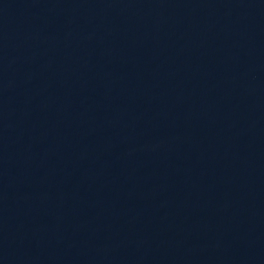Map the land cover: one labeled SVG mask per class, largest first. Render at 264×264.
I'll return each instance as SVG.
<instances>
[{"label":"water","instance_id":"95a60500","mask_svg":"<svg viewBox=\"0 0 264 264\" xmlns=\"http://www.w3.org/2000/svg\"><path fill=\"white\" fill-rule=\"evenodd\" d=\"M0 264H264V0H0Z\"/></svg>","mask_w":264,"mask_h":264}]
</instances>
